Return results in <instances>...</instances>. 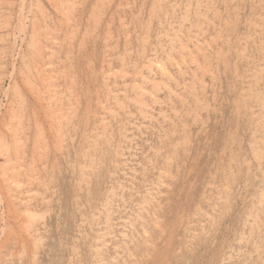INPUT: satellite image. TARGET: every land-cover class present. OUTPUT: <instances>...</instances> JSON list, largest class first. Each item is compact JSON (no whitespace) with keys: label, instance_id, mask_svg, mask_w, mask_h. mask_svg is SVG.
<instances>
[{"label":"rangeland","instance_id":"374dc122","mask_svg":"<svg viewBox=\"0 0 264 264\" xmlns=\"http://www.w3.org/2000/svg\"><path fill=\"white\" fill-rule=\"evenodd\" d=\"M14 1L0 0V180L7 196L0 201V264H264V0H77L66 14L50 0H25L21 36V0ZM34 20L48 22L47 31H34ZM146 32L150 42L143 46ZM36 35L44 45V79L33 73L29 44ZM143 47L152 48L151 56L155 48L173 73L168 54L179 59L186 50L198 63L206 58L214 73L200 72L203 90L200 82L178 95L161 89L160 102L144 117L133 101L136 81H130ZM183 55L189 63V54ZM183 67L185 76L174 77L180 84L196 78ZM27 71L37 94L25 85ZM154 78L164 82L158 73ZM60 101L65 114L74 110L62 123V151L44 119ZM11 107L18 115L14 131L4 126ZM101 125L105 139L95 136ZM182 127L185 145L179 142ZM94 138L96 150L84 157L81 150ZM163 170L172 172L159 183ZM27 209L29 227L41 238L36 249L22 230Z\"/></svg>","mask_w":264,"mask_h":264},{"label":"bare ground","instance_id":"6f19581e","mask_svg":"<svg viewBox=\"0 0 264 264\" xmlns=\"http://www.w3.org/2000/svg\"><path fill=\"white\" fill-rule=\"evenodd\" d=\"M14 1V0H13ZM20 1V0H19ZM25 1V0H24ZM23 0H21V6H22V8H21V10H19L20 11V14H19V23H18V29H19V31H18V33H19V35L21 36L22 34H24V31H25V34H26V30H25V28H24V20L25 19H27V16L28 15H26L25 14V12H24V8H23V4H25L26 3V1L24 2ZM101 1V0H100ZM9 2V1H8ZM15 2V1H14ZM50 2L53 4V6L55 7V8H57V10L60 12V13H67V11L69 10H72V8H74V6L77 4V0H50ZM199 2V1H198ZM39 3H40V1H39ZM199 4V3H198ZM20 6V7H21ZM32 6V5H31ZM203 6V5H202ZM19 7V8H20ZM153 7V6H152ZM31 8V7H30ZM94 8V7H93ZM159 8V7H158ZM5 9V8H4ZM18 10V9H17ZM42 10V9H41ZM99 11V10H98ZM97 11V12H98ZM159 11V10H158ZM185 11H187V10H185ZM92 12L94 13V10H92ZM162 12V11H161ZM195 12V11H194ZM214 12V11H213ZM9 14V13H8ZM62 14V15H63ZM217 14H219V13H217ZM7 15V14H6ZM31 15V14H30ZM164 15V14H163ZM93 17H94V14L92 15ZM166 16V15H165ZM36 17V16H35ZM68 17V16H67ZM206 17V16H205ZM29 18V17H28ZM51 18V17H50ZM33 19V18H32ZM70 19V18H69ZM119 19H121V18H119ZM12 20V19H11ZM38 20V19H37ZM151 20V19H150ZM227 20V19H226ZM28 21H30V19L28 20ZM53 21H55V20H53ZM47 22V21H46ZM63 22V21H62ZM95 22V21H94ZM7 23V22H6ZM34 23L35 24H33L34 26H35V29H34V31H41L42 29H44V31L46 30L47 31V29H48V22L47 23H45L44 22V24H40L39 22H37L36 23V21L34 20ZM65 23H66V20H65ZM195 23V22H194ZM227 24V23H226ZM125 25V24H124ZM203 25V24H202ZM221 26V25H220ZM207 27V26H206ZM258 27V26H257ZM72 28V27H71ZM173 29V28H172ZM72 30V29H71ZM255 30V29H254ZM226 31V30H225ZM166 32V31H165ZM219 32V31H218ZM197 33V32H196ZM41 34V33H40ZM39 34V35H40ZM66 34V33H65ZM17 35V34H16ZM196 35V34H195ZM25 36V35H24ZM53 36V35H52ZM150 36L151 35H149V33H145L144 34V36L142 37V38H144V43L145 44H143V42H142V44H143V46H146V43H148V42H150ZM166 36V35H165ZM33 37V36H32ZM106 37V36H105ZM212 38H210V39H213V36H211ZM24 37H22V39H23ZM46 38V37H45ZM196 38V37H195ZM25 39V38H24ZM44 40V39H43ZM64 40V39H63ZM106 40V39H105ZM206 40V39H205ZM214 40V39H213ZM22 41V40H21ZM55 41V40H54ZM222 41V40H221ZM81 42V41H80ZM139 42V41H138ZM14 44V43H13ZM16 44V43H15ZM69 44V43H68ZM30 47H31V50H32V54H33V59H32V61H33V64H34V68H35V70L36 71H34L33 73L35 74V75H37V76H39L40 78H42V79H44V76H45V74L43 73V70H44V66H43V68H41V66H40V64H39V61L40 62H45L44 61V45H43V41H42V38H40V36H38V35H36V37H34L33 38V40H31V42H30ZM208 45V44H207ZM81 46H82V44H81ZM61 47V46H60ZM194 47V46H193ZM141 48V47H140ZM151 49L152 48H147V47H143L142 49H141V52H140V57H141V62L139 63V64H136V65H134V72L132 73V74H134L133 75V77H131L130 78V81L131 82H133V81H136L135 83L133 82L132 83V90L135 92V95H136V97L133 99V101H136V104H139V106L141 107V110L139 109V110H137L140 114H142V116H144V117H146V116H150L149 114H150V112H151V110H149L151 107H152V104H158L159 102H160V100H161V98H160V91H161V89L162 90H166L167 92H168V94L170 95V96H172V95H178V90H182V89H190V86H194V85H196V83L197 82H202V83H205L204 82V78H200V72H201V76H203L204 74L206 75H208L209 73V76L211 75V77H212V71L210 72L209 71V69H208V67H207V64H206V58H204L203 59V62L202 63H198V60H196L197 58H195L194 56H193V53H192V51L191 50H186V51H184L181 55V57L179 58V59H177V58H174L173 56H174V54L172 53H169L168 54V58L170 57V60L169 61H171V63H172V65L173 66H175V68H176V72L175 73H173L172 71H170L168 68H167V65H166V63L164 62V60H160L161 58H157L156 57V54H157V50L154 48L153 49V51H154V53L152 54V56H151ZM236 49V48H235ZM19 50V49H18ZM129 51H131V50H129ZM138 52V51H137ZM107 53V52H106ZM189 54V56H190V62L189 63H187V61L185 60V56L183 55V54ZM217 53H219V51L217 52ZM20 54H21V52H20ZM68 54H70V53H68ZM120 54H122V53H120ZM119 54V55H120ZM207 54V53H206ZM19 55V54H18ZM138 55V54H137ZM139 56V55H138ZM154 56V57H153ZM203 56V55H202ZM13 57V56H12ZM48 57H49V55H48ZM108 57H110V56H108ZM204 57V56H203ZM225 57V56H224ZM15 58H17V55L15 56ZM68 58V57H67ZM118 58V57H117ZM219 58V57H218ZM226 58H227V56H226ZM63 59V58H62ZM130 59V58H129ZM122 60V59H121ZM127 60H128V58H127ZM61 61V60H60ZM62 61H64V60H62ZM129 61V60H128ZM132 61H134V60H132ZM220 61V60H219ZM223 61V60H222ZM13 63V62H12ZM25 62H23V64H24ZM110 63V62H109ZM211 63V62H210ZM224 63V62H223ZM234 63V62H233ZM15 64V63H14ZM186 65L189 69H190V73H189V75H193V76H195L196 75V78H194L191 82H185V80H184V83H187V84H180V83H178V80L176 79V78H174L175 77V74H178V75H182V76H185V69H184V67H183V65ZM192 64H194V66H195V68H192L191 66H192ZM123 65V64H122ZM129 65V64H128ZM23 66V65H22ZM47 66V65H46ZM133 66V65H132ZM131 66V67H132ZM218 66V65H217ZM16 67V66H15ZM103 67V66H102ZM14 68V67H13ZM33 68V69H34ZM112 68H114V67H112ZM26 69V68H25ZM52 69V68H51ZM110 69V68H109ZM63 70V69H62ZM124 70V69H123ZM26 71V70H25ZM61 71V70H60ZM64 72V71H63ZM159 74V75H161L162 77H163V80H164V82H160V83H157V81H155V78H154V76L155 75H157V73ZM10 73H11V71H10ZM23 73V71L21 72V74ZM31 71H27V73H24L23 74V77H24V80L27 82V84H25V85H27V86H31V89H32V91L34 92V94H37V89L39 88V86H38V88L36 87L37 85L35 84V87L37 88H34L32 85H33V83H31V82H33V81H31V78L33 77L34 78V75L32 74V76H31ZM62 73V72H61ZM120 73H121V71H120ZM213 73H214V71H213ZM13 74V73H12ZM20 74V75H21ZM55 74H57V71H56V73ZM105 74V73H104ZM114 74V73H113ZM116 74V73H115ZM114 74V75H115ZM119 74V73H118ZM126 74H128V73H126ZM126 74H122V77H124V75H126ZM130 74V73H129ZM9 75H11V74H9ZM19 75V74H18ZM44 75V76H43ZM73 75V74H72ZM109 75V74H108ZM111 75V74H110ZM31 76V77H30ZM49 76V75H48ZM121 76V75H120ZM75 77V76H74ZM210 77V78H211ZM38 78V77H37ZM49 79H50V76L48 77ZM47 77H46V79H48ZM104 78V77H103ZM185 78V77H184ZM39 79V78H38ZM71 79V78H70ZM106 79V78H105ZM41 80V79H40ZM103 80V79H102ZM108 80V79H107ZM172 80H174V81H172ZM25 81L23 82L22 81V83L24 84L25 83ZM31 81V82H30ZM41 81H43V80H41ZM66 81V80H65ZM190 81V80H189ZM46 84H47V80L46 81H44ZM58 82V81H57ZM72 82V81H71ZM182 82V81H181ZM32 85H31V84ZM108 83V82H107ZM127 83H129V82H127ZM200 84V88L203 90V85L204 84ZM116 84V83H115ZM174 84H177V85H175V88H174ZM45 85V84H44ZM71 85V84H70ZM69 85V86H70ZM207 85V84H206ZM54 86V85H53ZM72 86V85H71ZM107 86V85H106ZM150 86L152 87L151 89H150ZM48 87V86H47ZM147 87V88H146ZM54 88H57V86L56 87H54ZM60 88H61V86H60ZM114 88H116V87H114ZM29 88H27V90H28ZM47 89V88H46ZM67 89H68V87H67ZM72 88H70V90H71ZM193 89V88H192ZM194 90V89H193ZM40 91V90H39ZM67 91H69V89L67 90ZM129 91V90H128ZM205 91V90H204ZM47 92V91H46ZM54 92V91H53ZM122 92H124V91H122ZM196 92H197V90H196ZM195 91L193 92L194 94H195V97H196V99L197 98H199L198 96L199 95H197V93H196ZM31 93V92H30ZM125 93H127V92H125ZM130 93V92H129ZM204 93V92H203ZM202 93V94H203ZM31 94H33V93H31ZM63 94H64V92H63ZM62 93L60 94L59 93V95H63ZM66 94V93H65ZM191 94V93H190ZM193 94V95H194ZM201 94V95H202ZM193 95H191V96H193ZM7 96V95H6ZM49 96V95H48ZM72 96V95H71ZM109 96V95H108ZM45 97V96H44ZM51 97H53L52 95H51ZM69 97V96H68ZM15 98V97H14ZM40 98V97H39ZM66 98V97H65ZM106 99L108 98V97H105ZM129 98V97H128ZM128 98H127V100H128ZM185 98V97H184ZM204 98V97H203ZM33 99H35V98H33ZM51 99V98H50ZM98 99V98H97ZM130 99H132V98H130ZM7 100V99H6ZM66 100H68V99H66ZM70 100V99H69ZM68 100V101H69ZM115 100V99H114ZM119 100V99H118ZM195 100V99H194ZM49 101V100H48ZM58 101H59V99H58ZM97 101H100V100H97ZM185 101V100H184ZM37 102V101H36ZM39 102H40V100H39ZM41 102H42V99H41ZM63 102V101H62ZM200 102V101H199ZM64 103V102H63ZM121 103V102H120ZM205 103V102H204ZM9 104V103H8ZM13 104V103H12ZM62 103H61V101H60V108H59V110H57V111H53V113L52 112H50L49 110H45V113H44V116L46 117V118H44V119H47V121H49V123H51V124H48V126L50 125V129H49V127H48V131H50L51 133H52V135L54 136V138H56V147L58 148V150H61L62 151V148L64 147V142H65V139L62 137L63 136V134H61L60 133V131H61V128H62V123L63 122H65V119H67L68 120V115H70V111L73 113L74 112V110H73V107H71V104L70 105H67V107H71V110H68V109H66L67 110V114H65L64 113V110H63V107H62V105H61ZM75 104V103H74ZM98 104H100V103H98ZM127 104H128V102H127ZM126 104V105H127ZM206 104V103H205ZM10 105V104H9ZM125 105V104H124ZM202 105V104H201ZM41 106H42V104H41ZM166 106H167V104H166ZM195 106V105H194ZM9 107V106H8ZM76 107V106H75ZM103 107V106H102ZM124 107V106H123ZM126 107V106H125ZM154 107V106H153ZM201 107V106H200ZM34 108V107H33ZM50 108V107H49ZM195 108H197V105H196V107ZM207 108H208V106H207ZM207 108H205L206 110H207ZM123 109V108H122ZM136 109V108H135ZM138 109V108H137ZM145 109V110H144ZM6 110V109H5ZM36 110V109H35ZM104 110H107L106 108L104 109ZM109 110V109H108ZM107 110V111H108ZM111 111H112V109H110ZM116 110H118V109H116ZM124 110V109H123ZM126 110V109H125ZM179 109H177V111H178ZM199 110H201V111H204V108H203V110L200 108ZM8 111H10V123H5V127L7 128H9L10 127V129L11 130H13L14 131V126H15V124H16V120H17V118H18V115L15 113V112H13V108L11 107V110H9L8 109ZM19 111V110H18ZM76 111V110H75ZM164 111V110H163ZM194 111H195V109H194ZM197 111V110H196ZM195 111V112H196ZM44 112V111H43ZM123 112H128V110L127 111H123ZM179 112V111H178ZM191 112H193V110L191 111ZM8 113V112H7ZM69 113V114H68ZM118 111H117V115H118ZM133 113H135V112H133ZM161 113V112H160ZM176 113V112H175ZM264 113V112H263ZM116 114V113H115ZM190 115H191V113H189ZM196 114V113H195ZM72 115H74V114H72ZM71 115V116H72ZM199 115H200V113H199ZM9 116V115H8ZM105 116V115H104ZM196 116H197V114H196ZM196 116H194L193 118H195ZM264 116V115H263ZM37 117H39V116H37ZM180 117V116H179ZM201 117V116H200ZM8 118V117H7ZM6 118V119H7ZM21 118V117H20ZM33 118L35 119L36 117H34L33 116ZM114 118H115V116H114ZM42 119V118H41ZM69 120H72V119H69ZM109 120V119H108ZM114 120H116V118L114 119ZM143 120V119H142ZM171 120H173V119H171ZM198 120V119H197ZM260 120H262V119H260ZM38 121V120H37ZM103 121V120H102ZM104 121H105V119H104ZM6 122V121H5ZM53 122H54V124H53ZM260 122V121H259ZM36 123V122H35ZM47 123V122H46ZM71 123V122H70ZM65 124H67L66 122H65ZM74 124V123H73ZM101 124V123H100ZM109 124V123H108ZM134 124H136V123H134ZM142 124H144V123H142ZM260 124V123H259ZM258 124V125H259ZM22 125V124H21ZM95 125V124H94ZM123 125V124H122ZM173 125L174 126H176V123L175 122H173ZM183 125V124H182ZM186 124H184L183 126H185ZM263 126V125H262ZM36 127V126H35ZM37 127H39V126H37ZM65 127H66V125H65ZM64 127V128H65ZM154 127V126H153ZM7 128V129H8ZM40 128H42V127H40ZM1 129V128H0ZM20 129H23V127L22 128H20ZM44 129V128H43ZM96 129H98L97 131H95V136L97 137H99V138H106V134H104V132H105V130L106 129H104V127L101 125V126H98V128H96ZM262 129H264V128H262ZM35 130V129H34ZM75 130V129H74ZM100 130V131H99ZM186 130H187V128L186 127H182V132H183V134L182 133H180L179 135H182L183 137H181V139H180V144L181 145H185L187 142H186ZM11 132L12 134H13V136H11L12 137V142L14 143L15 142V137H14V132ZM45 130H43V132H44ZM140 131V130H139ZM8 132H9V130H8ZM41 132V131H40ZM111 132V131H110ZM161 132V131H160ZM257 132H258V130H257ZM67 133H69V132H67ZM252 133V132H251ZM262 133V132H261ZM70 134V133H69ZM263 134V133H262ZM64 135H65V133H64ZM94 135V134H93ZM47 136V135H46ZM82 136V135H81ZM5 137V136H4ZM179 137V138H180ZM262 137V136H261ZM264 137V136H263ZM49 138V137H48ZM50 138H51V136H50ZM71 138V137H70ZM89 138V137H88ZM178 138V139H179ZM257 138H259V137H257ZM256 138V139H257ZM44 137H43V135L42 134H40L39 136H37V142H39V143H41V142H43L44 140ZM81 139V138H80ZM95 139V138H94ZM93 139V141L92 140H88V143L86 144V147L85 148H83V150H81V151H84L83 152V156L85 157L87 154H89L90 153V151L92 152V151H95L96 150V146H97V143L98 142H96L97 140L95 139L94 140ZM46 140V139H45ZM71 140V139H70ZM3 141V140H2ZM255 141V140H254ZM102 142V141H101ZM132 142V141H131ZM262 142H263V140H262ZM1 144H2V142H0ZM4 143V142H3ZM36 143V142H35ZM45 143V142H44ZM43 143V144H44ZM50 143V142H49ZM53 143V142H52ZM127 143V142H126ZM253 143H255V142H253ZM258 143V142H257ZM257 143H255V144H257ZM15 144V143H14ZM121 144V143H120ZM172 144H174V143H172ZM172 144H171V147H172ZM176 144V143H175ZM178 144V143H177ZM4 145V144H3ZM9 145V144H8ZM48 145V144H47ZM46 145V146H47ZM53 145L55 146V144L53 143ZM99 145V144H98ZM119 145V144H118ZM179 145V144H178ZM251 145V144H250ZM34 146V145H33ZM6 147V146H5ZM13 147H14V145H13ZM174 147V146H173ZM251 147V146H250ZM258 148H259V146H257ZM4 148V147H3ZM15 148V147H14ZM24 148V147H23ZM129 148V147H128ZM254 148V147H253ZM252 148V149H253ZM38 149V148H37ZM176 149V147H174V150ZM260 149V148H259ZM262 149V148H261ZM16 150V149H15ZM36 150V149H35ZM46 150V149H45ZM41 151V150H40ZM262 151H263V149H262ZM6 152V151H5ZM43 152H44V150H43ZM173 152V151H172ZM253 152H255V151H253ZM9 153V152H8ZM50 153V152H49ZM53 153H55V152H53ZM62 153V152H61ZM82 153V152H81ZM95 153V152H94ZM173 153H175V152H173ZM258 153H260V152H257V154ZM5 154V153H4ZM25 154V153H24ZM35 154V153H34ZM42 154V153H41ZM56 154V153H55ZM77 154V153H76ZM172 154V153H171ZM252 154V153H251ZM262 156L261 157H263L264 156V153L262 152ZM17 155V154H16ZM45 155H47V154H45ZM78 155V154H77ZM116 155H119V154H117L116 153ZM173 155H175V154H173ZM4 156V155H3ZM95 156V155H94ZM100 156V155H99ZM98 156V159L100 158ZM253 156V155H252ZM255 156H256V154H255ZM6 157H7V155H6ZM39 157H41V156H39ZM91 157V156H90ZM131 157H133V156H131ZM170 157H172L171 155H170ZM174 157V156H173ZM21 158V157H20ZM255 158V157H254ZM258 158H260V157H258ZM18 159V158H17ZM39 159V158H38ZM42 159V158H41ZM46 159V158H45ZM83 159V158H82ZM171 159V158H170ZM261 159V158H260ZM257 160L258 159H256L255 161L257 162ZM14 161V160H13ZM29 161V160H28ZM34 161V160H33ZM38 161V160H37ZM51 161V160H50ZM90 161H91V158H90ZM92 161H94V160H92ZM124 161H125V159H124ZM153 161V160H152ZM166 161V160H165ZM168 161V160H167ZM166 161V162H167ZM251 161V160H250ZM40 162V161H39ZM89 162V161H88ZM94 162H96V161H94ZM93 162V163H94ZM97 162H98V160H97ZM115 162H116V160H115ZM171 162H172V160H171ZM259 162V161H258ZM3 162H2V151L0 150V171H1V169H2V164ZM9 163H10V161H9ZM28 163H30V162H28ZM31 163H33L32 161H31ZM112 163V162H111ZM8 164V163H7ZM26 164V163H25ZM44 164V163H43ZM47 164V163H46ZM46 164H44V165H42V167H44ZM79 164V163H78ZM86 164V163H85ZM88 164V163H87ZM91 164V163H90ZM95 164V163H94ZM100 164V163H99ZM123 164V163H122ZM170 164V163H169ZM258 164V163H257ZM261 164V163H260ZM67 165V164H66ZM98 165V164H97ZM96 165V166H97ZM162 165V164H161ZM164 165V164H163ZM171 165V164H170ZM34 166V165H33ZM37 167H38V165H36ZM89 166V165H88ZM125 166V165H124ZM144 166V165H143ZM153 166V165H152ZM261 166V165H260ZM51 167V166H50ZM54 167V166H53ZM90 167H91V165H90ZM89 167V168H90ZM92 167H94V166H92ZM98 167V166H97ZM15 168V167H14ZM28 168V167H27ZM46 168V167H45ZM88 168V167H87ZM264 168V167H263ZM263 168H261L262 170H264ZM16 169V171H17V167L15 168ZM14 169V170H15ZM50 169V168H49ZM86 169V167H84V170ZM93 169V171H94V169L95 168H91L89 171H91ZM98 169V168H97ZM166 169H168V167H166ZM169 169H171V167L169 168ZM53 170V169H52ZM179 170V169H178ZM9 171V170H8ZM96 171V170H95ZM94 171V172H95ZM54 172V171H53ZM82 172V171H81ZM86 172V171H85ZM169 172H172V171H167V170H163V171H160V174H158V181H159V183L161 182V183H163V179L162 178H164V177H168V175H170L171 173H169ZM18 173V172H17ZM25 173V172H24ZM23 173V174H24ZM90 173V172H89ZM261 173H263V172H261ZM32 174V173H31ZM43 174V173H42ZM50 174V173H49ZM82 174V173H81ZM85 174V173H84ZM4 175V174H3ZM21 175V174H20ZM25 175H26V173H25ZM27 175H28V173H27ZM40 175H41V173H40ZM39 175V176H40ZM57 175V174H56ZM263 175V174H262ZM5 176V175H4ZM16 176V175H15ZM47 176V175H46ZM49 176V175H48ZM52 176V175H51ZM82 176V175H81ZM84 176V175H83ZM88 176V175H87ZM6 177V176H5ZM34 177V176H33ZM44 177H45V175H44ZM43 177V178H44ZM50 177V176H49ZM53 177V176H52ZM2 178V177H1ZM0 178V179H1ZM18 178V177H17ZM30 178V177H29ZM48 178V177H47ZM81 178V177H80ZM84 178V177H83ZM88 178V177H87ZM172 178V177H171ZM19 179V178H18ZM82 179V178H81ZM137 179V178H136ZM11 180V179H10ZM12 180H14V179H12ZM17 180V179H16ZM32 180H34V179H32ZM40 180V179H39ZM43 180V179H42ZM88 180V179H87ZM47 181V180H46ZM81 181V180H80ZM83 181H84V179H83ZM122 181V180H121ZM129 181V180H128ZM141 181V180H140ZM48 182V181H47ZM82 182V181H81ZM81 182H80V184H81ZM88 182H89V180H88ZM2 183H3V180H0V201L1 202H3V201H5L4 199H5V197H7L5 194H4V191H3V187H5V186H3L2 187ZM10 183V182H9ZM24 183V182H23ZM26 183V182H25ZM142 183V182H141ZM86 184H87V181H86ZM245 184V183H244ZM16 185H17V187H20V185H21V183H20V185L18 184V183H16ZM89 185V184H88ZM14 186H15V184H14ZM24 186V185H23ZM227 186V185H226ZM225 186V187H226ZM16 187V186H15ZM42 187V186H41ZM48 187V186H47ZM86 187H87V185H86ZM224 187V188H225ZM32 188V187H31ZM49 188V187H48ZM82 188H83V186H82ZM126 188V187H125ZM228 188V187H227ZM226 188V189H227ZM14 189H16V188H14ZM23 190H24V187L22 188ZM107 189H108V187H107ZM110 189V188H109ZM123 189V188H122ZM7 190H9V189H7ZM39 190V189H38ZM37 190V191H38ZM49 190V189H48ZM51 190V189H50ZM149 190V189H148ZM229 190V189H228ZM20 191V190H19ZM46 191H47V189H46ZM263 191H264V189H263ZM263 191H262V194H264L263 193ZM14 192V191H13ZM33 192V191H32ZM54 192V191H53ZM107 192V191H106ZM110 192V191H109ZM161 192V191H160ZM29 193H31L30 191H29ZM34 194H35V192H33ZM46 193V192H45ZM44 193V194H45ZM48 193V192H47ZM9 194V193H8ZM26 194V193H25ZM28 194V193H27ZM32 194V193H31ZM50 194V193H49ZM39 195V194H38ZM105 195H107V194H105ZM261 195V194H260ZM117 196V195H116ZM263 196V195H262ZM41 197H43V195H41ZM106 197V196H105ZM124 197V196H123ZM220 197V196H219ZM232 197V196H231ZM107 198H109V197H107ZM107 198L105 199V200H107ZM260 199L262 198V197H259ZM7 199V198H6ZM12 199V198H11ZM30 199H32V198H30ZM42 199V198H41ZM40 199V200H41ZM45 199H47V198H45ZM51 199V198H50ZM55 199V198H54ZM152 199V198H151ZM221 199V198H220ZM44 200V199H43ZM129 200V199H128ZM10 199H9V203H10ZM22 201H23V199H22ZM21 201V202H22ZM27 201V200H26ZM31 201H33V200H31ZM226 201V200H225ZM259 201V200H258ZM261 201V200H260ZM24 202V201H23ZM42 202V201H41ZM262 202V201H261ZM26 203V202H25ZM28 203V202H27ZM8 204V203H7ZM5 205V204H4ZM27 205V204H26ZM102 205V204H101ZM100 205V206H101ZM7 206H9V204L7 205ZM139 206V205H138ZM18 207V206H17ZM4 208V207H3ZM6 208V207H5ZM47 208V207H46ZM45 208V209H46ZM96 208V207H95ZM98 208V207H97ZM0 209H2V208H0ZM8 209H11V210H9V212H12V213H14L15 211H13L14 209L12 208V205H10V207H8ZM94 209V208H93ZM102 209V208H101ZM108 209V208H107ZM141 209V208H140ZM4 210V209H3ZM260 210H261V208H260ZM1 211V210H0ZM7 211V210H6ZM8 212V211H7ZM40 212V211H39ZM43 212V211H42ZM262 212V211H261ZM34 213V212H33ZM46 213V212H45ZM15 214H16V212H15ZM94 214H95V212H94ZM97 214V213H96ZM208 215V214H207ZM259 215V214H258ZM36 216V215H35ZM85 216H86V214H85ZM0 217H1V215H0ZM23 217L25 218V225L22 223V225H24L23 226V228H22V230L24 229V231L26 230V232L25 233H27V236H26V238L29 240V242L30 243H32V245H33V247H35V249L36 248H38V241L39 240H41V238H39L38 236H36V234H35V232L37 233V231H35V229H34V231L35 232H33L32 233V231H31V229H30V227H29V224H31L32 223V221H33V219H32V215L30 214V212L28 211V209L27 210H25V212L23 213ZM105 217V216H104ZM253 218H254V216H252ZM17 218V217H16ZM34 218V217H33ZM38 218V217H37ZM83 218V217H82ZM90 218V217H89ZM100 218V217H99ZM107 218V217H106ZM128 218V217H127ZM134 218V217H133ZM14 219L15 218H13V221H14ZM98 219V218H97ZM146 219V218H145ZM9 220V219H8ZM7 220V221H8ZM12 220V219H11ZM42 220H44V219H42ZM82 220V219H81ZM109 220V219H108ZM122 220H124V219H122ZM256 220V219H255ZM254 220V221H255ZM4 221V220H3ZM10 221V220H9ZM23 221V220H22ZM86 221V220H85ZM133 221H135V220H133ZM79 222V221H78ZM97 222H99V221H97ZM4 223V222H3ZM10 223V222H9ZM12 223H14V222H12ZM93 223V222H92ZM91 223V224H92ZM105 223V222H104ZM107 223V222H106ZM134 223V222H133ZM144 223V222H143ZM155 223V222H154ZM17 225H18V223H16ZM20 224H21V220H20ZM19 224V225H20ZM27 224V225H26ZM124 224V223H123ZM131 224L132 223H130V226H131ZM21 225V226H22ZM88 225H90L89 223H88ZM99 225V224H98ZM20 226V227H21ZM37 226V225H36ZM42 226V225H41ZM156 226H157V224H156ZM16 227V226H15ZM78 227H80V226H78ZM88 227H90V226H88ZM1 228V227H0ZM6 228V227H5ZM82 228H84V227H82ZM89 229V232H90V229L91 228H88ZM144 229V228H143ZM3 230V229H2ZM18 230V229H17ZM38 230V229H37ZM42 230V229H41ZM125 230V229H124ZM148 230V229H147ZM18 231H20V230H18ZM24 231H22V232H24ZM44 231V230H43ZM42 231V232H43ZM94 232H96V230H93ZM2 232V231H1ZM4 233H5V231H3ZM7 232V231H6ZM21 232V236L23 237V233ZM41 232V233H42ZM79 232H81L80 230H79ZM89 232H87V233H89ZM129 232H131V231H129ZM85 233V232H84ZM196 233V232H195ZM7 234V233H6ZM80 234H82V233H80ZM123 234V233H122ZM1 235H3V233H1ZM20 235V234H19ZM38 235V234H37ZM88 235V234H87ZM91 235H93V234H91ZM147 235V234H146ZM44 236V235H43ZM86 236V235H85ZM5 237V236H4ZM45 237V236H44ZM91 237V236H90ZM93 237V236H92ZM103 237H105V236H103ZM102 237V238H103ZM116 237V236H115ZM139 237V236H138ZM10 239H11V236L9 237ZM9 238L7 239V241L9 240ZM3 239V238H2ZM93 239H96V238H93ZM192 239V238H191ZM26 239H24V241H25ZM121 240V239H120ZM194 240V239H193ZM23 241V240H22ZM27 241V240H26ZM126 241V240H125ZM2 242V241H1ZM110 242V241H109ZM21 243V242H20ZM65 243V242H64ZM148 243V242H147ZM150 243V242H149ZM23 244V243H22ZM90 244V243H89ZM152 244V243H151ZM1 245H3L4 246V244H1ZM0 245V246H1ZM21 245V244H20ZM97 246V245H96ZM125 246V245H124ZM91 247V246H90ZM99 247V246H98ZM28 248V247H27ZM30 248V247H29ZM2 249V248H1ZM93 249V248H92ZM97 249V248H96ZM124 249V248H123ZM18 250V249H17ZM74 250V249H73ZM30 251V250H29ZM37 251V250H36ZM78 252V251H77ZM31 253V252H30ZM38 253V252H37ZM93 253H95V252H93ZM116 253V252H115ZM114 253V254H115ZM127 253V252H126ZM165 253V252H164ZM11 254H12V252H11ZM15 254V253H14ZM128 254V253H127ZM13 255V254H12ZM29 255V254H28ZM95 255V254H94ZM26 256V255H25ZM93 256V255H92ZM1 257V256H0ZM3 257V256H2ZM1 257V258H2ZM28 258V257H27ZM72 258V257H71ZM141 258V257H140ZM3 259V258H2ZM22 259V258H21ZM25 259V258H24ZM100 259H102V258H100ZM35 260V259H34ZM76 260V259H75ZM74 260V261H75ZM76 262V261H75ZM78 262V261H77ZM92 262V261H91ZM35 263H37V262H35ZM74 263V262H73ZM110 263V262H109ZM135 263V262H134ZM71 264H72V262H71ZM76 264V263H75ZM78 264V263H77ZM99 264H101V263H99Z\"/></svg>","mask_w":264,"mask_h":264}]
</instances>
